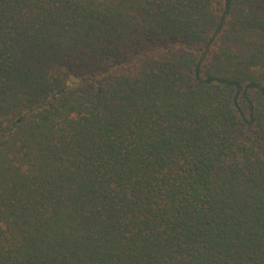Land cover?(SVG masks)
Segmentation results:
<instances>
[{
	"label": "trees",
	"instance_id": "1",
	"mask_svg": "<svg viewBox=\"0 0 264 264\" xmlns=\"http://www.w3.org/2000/svg\"><path fill=\"white\" fill-rule=\"evenodd\" d=\"M0 264H264V0H0Z\"/></svg>",
	"mask_w": 264,
	"mask_h": 264
}]
</instances>
